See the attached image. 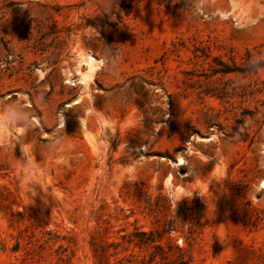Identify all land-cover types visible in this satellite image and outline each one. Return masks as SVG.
<instances>
[{"label": "rangeland", "instance_id": "rangeland-1", "mask_svg": "<svg viewBox=\"0 0 264 264\" xmlns=\"http://www.w3.org/2000/svg\"><path fill=\"white\" fill-rule=\"evenodd\" d=\"M246 51L264 0H0V264H264Z\"/></svg>", "mask_w": 264, "mask_h": 264}, {"label": "trees", "instance_id": "trees-1", "mask_svg": "<svg viewBox=\"0 0 264 264\" xmlns=\"http://www.w3.org/2000/svg\"><path fill=\"white\" fill-rule=\"evenodd\" d=\"M109 49L112 50V47H109ZM218 62H220V64H222L223 67L215 69V71L223 72V73L235 71V70H238L241 72H250V71L256 72L258 68L264 66V59L252 58V55L249 51H246L243 65L239 68L238 67L230 68L224 65L223 63H221V61H218Z\"/></svg>", "mask_w": 264, "mask_h": 264}, {"label": "bare ground", "instance_id": "bare-ground-1", "mask_svg": "<svg viewBox=\"0 0 264 264\" xmlns=\"http://www.w3.org/2000/svg\"><path fill=\"white\" fill-rule=\"evenodd\" d=\"M91 60H93L91 57H90V61ZM91 67V66H90ZM93 67V69L96 67V66H92ZM205 139H209V138H205ZM179 161H178V163H181L182 162V160L181 159H178ZM262 187H264V180L261 182V184H260Z\"/></svg>", "mask_w": 264, "mask_h": 264}]
</instances>
